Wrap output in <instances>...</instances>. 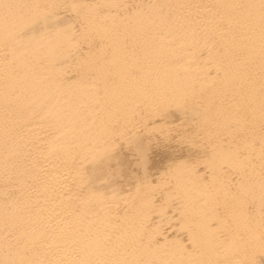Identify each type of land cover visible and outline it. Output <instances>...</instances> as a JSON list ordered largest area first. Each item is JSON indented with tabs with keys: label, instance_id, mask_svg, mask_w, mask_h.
<instances>
[{
	"label": "bare ground",
	"instance_id": "1",
	"mask_svg": "<svg viewBox=\"0 0 264 264\" xmlns=\"http://www.w3.org/2000/svg\"><path fill=\"white\" fill-rule=\"evenodd\" d=\"M0 264H264V0H0Z\"/></svg>",
	"mask_w": 264,
	"mask_h": 264
}]
</instances>
